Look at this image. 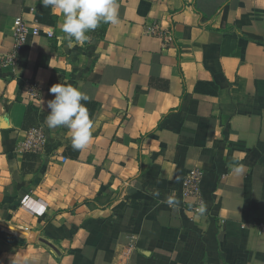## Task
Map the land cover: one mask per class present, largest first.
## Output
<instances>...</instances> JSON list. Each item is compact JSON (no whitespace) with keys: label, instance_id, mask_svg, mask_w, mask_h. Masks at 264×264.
Returning a JSON list of instances; mask_svg holds the SVG:
<instances>
[{"label":"crops","instance_id":"1","mask_svg":"<svg viewBox=\"0 0 264 264\" xmlns=\"http://www.w3.org/2000/svg\"><path fill=\"white\" fill-rule=\"evenodd\" d=\"M116 3L83 45L46 8L53 24L0 65V264H264V0ZM38 5L0 0V55ZM58 83L90 97L84 150L44 123ZM31 127L41 155L16 151ZM192 169L203 216L182 194Z\"/></svg>","mask_w":264,"mask_h":264},{"label":"clouds","instance_id":"2","mask_svg":"<svg viewBox=\"0 0 264 264\" xmlns=\"http://www.w3.org/2000/svg\"><path fill=\"white\" fill-rule=\"evenodd\" d=\"M40 3L61 18L59 28L68 40L81 45L89 39L86 33L95 30L101 23L117 25L120 22L116 0H40ZM49 91L54 94V99L47 102L50 112L44 123L49 129L67 128L73 150L86 149L92 140L93 122L81 101L88 102L90 97L70 84L58 83ZM230 167L237 176L244 173L242 163ZM168 203L173 201L169 199ZM205 212L206 205L201 202L194 215L203 216Z\"/></svg>","mask_w":264,"mask_h":264},{"label":"built area","instance_id":"3","mask_svg":"<svg viewBox=\"0 0 264 264\" xmlns=\"http://www.w3.org/2000/svg\"><path fill=\"white\" fill-rule=\"evenodd\" d=\"M30 23L21 19H16L13 23V46L6 55H0L1 66H13L16 64L19 54L22 52L28 35H38L37 20H34L33 27ZM146 34L158 36L162 40V46H169L173 43L172 31L161 28L158 24L152 23L146 27ZM51 35H49L50 37ZM27 95L30 100L37 101L38 91L34 87H29ZM46 133L43 127H31L24 131V137L16 145V151L22 154L41 155L46 148ZM202 173L192 169L186 173L182 181V194L193 201L194 209L203 202L200 185Z\"/></svg>","mask_w":264,"mask_h":264},{"label":"trees","instance_id":"4","mask_svg":"<svg viewBox=\"0 0 264 264\" xmlns=\"http://www.w3.org/2000/svg\"><path fill=\"white\" fill-rule=\"evenodd\" d=\"M35 17L38 23L40 24H44V25L53 24V16L50 15V12L41 5L37 6ZM29 155H34V154H25V156H29Z\"/></svg>","mask_w":264,"mask_h":264}]
</instances>
